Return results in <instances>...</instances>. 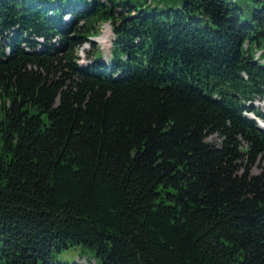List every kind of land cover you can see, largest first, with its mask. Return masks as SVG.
I'll return each mask as SVG.
<instances>
[{
  "label": "trees",
  "instance_id": "16d2710c",
  "mask_svg": "<svg viewBox=\"0 0 264 264\" xmlns=\"http://www.w3.org/2000/svg\"><path fill=\"white\" fill-rule=\"evenodd\" d=\"M156 8L0 0V264H264V4Z\"/></svg>",
  "mask_w": 264,
  "mask_h": 264
},
{
  "label": "rangeland",
  "instance_id": "374dc122",
  "mask_svg": "<svg viewBox=\"0 0 264 264\" xmlns=\"http://www.w3.org/2000/svg\"><path fill=\"white\" fill-rule=\"evenodd\" d=\"M132 5H136L137 8L140 9L142 6H146L148 9H151L155 5L157 6V10L160 7L163 9H168L169 7L177 8L181 5L182 0H129ZM151 4H148V3ZM160 3V4H159ZM264 4V0H259V4L255 0H236V5L242 11L241 20L243 22H250L251 13L254 8ZM106 38L105 43H101L102 39ZM113 38V34L111 31V26L109 23H103L100 26V32L97 36L91 38L95 42L97 46L100 47L101 52H103V58L105 59V54H107V50L111 46V40ZM90 50V45L85 43L78 50L77 54L79 56L78 62L83 63L87 62L89 57L87 56V51ZM262 112H264V107H262V100L254 103ZM207 141H213V136L206 137ZM263 162H257L251 169L253 174H258L262 171ZM54 264H95L94 252L87 246L82 245H74L70 246L66 249L61 250L60 252H56L53 254L52 258ZM40 264V263H39ZM99 264V263H98Z\"/></svg>",
  "mask_w": 264,
  "mask_h": 264
},
{
  "label": "bare ground",
  "instance_id": "6f19581e",
  "mask_svg": "<svg viewBox=\"0 0 264 264\" xmlns=\"http://www.w3.org/2000/svg\"><path fill=\"white\" fill-rule=\"evenodd\" d=\"M105 42H106V38L105 39H102V42L101 43H105ZM257 101H259V100H257ZM262 102L264 103V100H262Z\"/></svg>",
  "mask_w": 264,
  "mask_h": 264
}]
</instances>
